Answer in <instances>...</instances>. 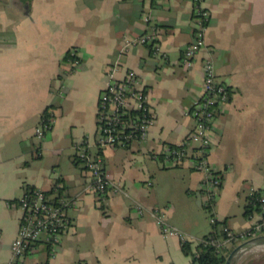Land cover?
Wrapping results in <instances>:
<instances>
[{"label": "crops", "instance_id": "0c3cea01", "mask_svg": "<svg viewBox=\"0 0 264 264\" xmlns=\"http://www.w3.org/2000/svg\"><path fill=\"white\" fill-rule=\"evenodd\" d=\"M195 6V0H0V264L11 259L19 200L36 188L70 203L72 228L58 245L36 246L27 264H190L182 240L165 237L151 211L163 209L171 226L200 242L212 231L204 214L206 175L188 162L165 166L153 155L193 131L190 112L202 96L206 58L230 90L210 130L208 158L222 184L208 212L236 234L259 218L245 210L250 190H264V0H201L211 16L206 47L185 66ZM142 37L154 39L161 56ZM72 49L80 60L73 69L66 59ZM129 70L149 91L154 125L145 141L100 149L99 95ZM47 109L53 127L39 138ZM83 147L103 158L120 189L88 190L89 174L77 159ZM199 242H190L194 251ZM250 245L264 251V236Z\"/></svg>", "mask_w": 264, "mask_h": 264}, {"label": "built area", "instance_id": "2783aa9c", "mask_svg": "<svg viewBox=\"0 0 264 264\" xmlns=\"http://www.w3.org/2000/svg\"><path fill=\"white\" fill-rule=\"evenodd\" d=\"M194 19L196 29L194 40L184 50L182 62L189 66L200 52L206 47V31L210 22V13L201 6V0H195ZM143 44H152L154 54L161 56V50L152 38L142 37ZM67 59L73 69L80 63L75 49L70 50ZM124 57V55L122 56ZM204 84L202 96L192 109L191 116L195 121L193 131L186 140L164 152L153 155V159L165 166H181L190 163L196 171L206 175L205 194L207 200L205 209L211 211L221 189V177L209 162V152L212 148L211 126L215 120L216 110L226 104L230 99L229 87L218 80L213 61L204 60ZM98 148L106 147L125 148L132 142L145 141L149 131L154 125L155 115L151 107L149 91L142 84L139 76L129 70L121 80L112 79L108 86L100 93L98 100ZM53 127V118L46 121L44 118L36 129V135L44 138ZM77 159L81 161L90 177L88 190L103 195L112 189L122 186L114 182L106 174L104 160L100 155H92L85 147L80 148ZM59 187L56 188L58 190ZM256 200L260 204L259 211H255L259 218L244 232L236 234L224 228V239H213L199 243L212 245L217 249H224L238 242L252 244L264 236V190L251 189L249 203ZM70 203L64 199H57L43 189L28 190L19 200L21 219L19 232L11 246V259L7 264H27V256L38 245H58L62 236L72 228L71 220L67 214ZM135 209L142 214L144 208L136 205ZM165 237H179L183 242H189L190 237L173 227L168 222L167 213L160 208L151 211ZM211 224L218 220L210 215Z\"/></svg>", "mask_w": 264, "mask_h": 264}, {"label": "trees", "instance_id": "16d2710c", "mask_svg": "<svg viewBox=\"0 0 264 264\" xmlns=\"http://www.w3.org/2000/svg\"><path fill=\"white\" fill-rule=\"evenodd\" d=\"M70 52V51H69ZM68 52V54H69ZM67 54L66 59L69 58ZM51 116L48 113V109L45 111L44 119L46 121L50 120ZM251 200V198H249ZM255 201L247 204L245 215L249 216L254 211H259L260 204L256 200V198H252ZM225 222L217 221L215 224H212V231L203 237L205 242H209L213 239H224L226 237V233L224 231V227L219 228L220 226L224 225ZM183 251L186 255H190L192 257V261L190 264H225L227 258L229 257L228 254V247L224 249H217L216 247L208 244L205 245L203 242L199 243L196 247L195 251L191 247L190 242H183L182 243ZM86 264V263H81Z\"/></svg>", "mask_w": 264, "mask_h": 264}, {"label": "rangeland", "instance_id": "374dc122", "mask_svg": "<svg viewBox=\"0 0 264 264\" xmlns=\"http://www.w3.org/2000/svg\"><path fill=\"white\" fill-rule=\"evenodd\" d=\"M205 210V218H206V229L211 230V221H210V213ZM242 214V212H241ZM240 214V215H241ZM207 231V230H206ZM207 232V233H208ZM191 239V238H190ZM200 239V238H199ZM189 242L193 244H197L199 242L198 239L189 240ZM236 242L231 246H228V254L229 256L233 254L230 264H264V251H261V248L250 244H241ZM241 246V247H239ZM44 256V255H43ZM45 258V257H44Z\"/></svg>", "mask_w": 264, "mask_h": 264}, {"label": "water", "instance_id": "95a60500", "mask_svg": "<svg viewBox=\"0 0 264 264\" xmlns=\"http://www.w3.org/2000/svg\"><path fill=\"white\" fill-rule=\"evenodd\" d=\"M233 254H234V253H232V254L227 258V261H226L225 264H230Z\"/></svg>", "mask_w": 264, "mask_h": 264}]
</instances>
